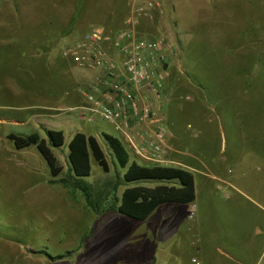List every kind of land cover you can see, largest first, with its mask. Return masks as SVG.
I'll list each match as a JSON object with an SVG mask.
<instances>
[{
	"label": "rangeland",
	"instance_id": "rangeland-1",
	"mask_svg": "<svg viewBox=\"0 0 264 264\" xmlns=\"http://www.w3.org/2000/svg\"><path fill=\"white\" fill-rule=\"evenodd\" d=\"M14 7L25 10L26 27L12 37L18 45L0 47V118L6 120L0 122L1 260L8 264H189L191 238L199 224L207 232L216 229L222 238L227 229L250 230L255 222L264 223V180L258 167L264 135V0H0V20ZM56 8L57 16L52 15ZM51 18L57 19L54 30L64 48L95 26L105 29L106 46L114 56L117 33L124 29L170 40L161 113L171 146L166 156L177 162L170 165L193 171L201 189L193 203L165 202L144 219L118 212L115 197L120 199L125 187L178 181H125L126 169L116 161L103 131L119 137L131 159L135 156L99 114L89 122L79 109L59 107L55 117L34 115L28 122H14L35 111H24V106L45 102L39 93L47 92L49 103H61L63 91L73 94L76 80L87 86L94 78L95 72L77 66L68 56L67 60L59 57L58 66L49 69L40 59L19 55V50L30 49L32 39H50ZM2 36L0 42L6 37ZM23 72L29 74L27 89L37 93L7 92L6 77ZM64 103L77 101L67 95ZM84 125L97 136L109 170L91 156V174L81 179L92 185L93 197L105 212L91 208L81 190L59 182L69 174V141ZM48 128L65 133L62 146L51 145L63 168L58 175L35 145L18 150L8 137L10 132H38L48 140ZM3 152L11 154L10 163ZM18 161L26 162V167H16ZM245 168L247 179H243ZM206 177L211 182L202 186ZM232 179L252 197L251 202L224 181ZM211 183L217 188L212 189ZM263 241L264 235L238 236L235 246L241 251L235 250L236 255L254 259ZM224 242L220 239V245L229 247ZM68 251L72 253L65 257H52ZM259 264H264V256Z\"/></svg>",
	"mask_w": 264,
	"mask_h": 264
},
{
	"label": "built area",
	"instance_id": "built-area-1",
	"mask_svg": "<svg viewBox=\"0 0 264 264\" xmlns=\"http://www.w3.org/2000/svg\"><path fill=\"white\" fill-rule=\"evenodd\" d=\"M107 39L105 29L95 26L65 48L66 56L77 66L95 72L86 86L88 102L74 109H79L86 121H93L96 112L113 124L136 160L175 163L166 156L168 133L161 115L170 40L163 35H139L134 28L124 29L117 33L114 56L106 46ZM0 264L8 263L0 259ZM193 264L201 261L194 259Z\"/></svg>",
	"mask_w": 264,
	"mask_h": 264
},
{
	"label": "trees",
	"instance_id": "trees-1",
	"mask_svg": "<svg viewBox=\"0 0 264 264\" xmlns=\"http://www.w3.org/2000/svg\"><path fill=\"white\" fill-rule=\"evenodd\" d=\"M190 77L195 80L192 74ZM47 134L48 140L38 132L27 135L10 132L8 137L18 149L35 145L47 161L51 172L58 175L63 168L51 145L62 146L65 142V133L63 129L48 128ZM102 135L118 164L126 169L123 175L125 181L143 179H167L171 183L172 180L178 181L172 184L162 183L154 186L137 184L125 187L121 198L115 197L117 200L115 208L118 212L135 219H144L162 203L194 202L197 194L195 175L192 170L180 166L143 163L131 159L130 152L119 137L107 132H103ZM91 156L105 171L109 170L106 153L97 136L77 131L69 141V174L61 178L59 182L65 187H72L73 190H81L91 208L97 212H105V206L100 205L93 197L92 185L81 179V177L91 174ZM117 187V185L114 186L113 192H116ZM71 253L68 251L66 254L52 257L54 259L62 258Z\"/></svg>",
	"mask_w": 264,
	"mask_h": 264
},
{
	"label": "crops",
	"instance_id": "crops-1",
	"mask_svg": "<svg viewBox=\"0 0 264 264\" xmlns=\"http://www.w3.org/2000/svg\"><path fill=\"white\" fill-rule=\"evenodd\" d=\"M8 13L6 14L7 16L3 17V19L0 20V38L4 37L2 35H6V37L0 42V47L3 46L5 48H9L10 46L13 45H18V41L17 39H14L12 37H18V35L20 33H22V31L25 30L26 27V23L25 21L22 19V15L24 13V11L22 12V10L20 8L14 7L11 8L9 10H7ZM22 12V14H21ZM57 16V8H56V12L53 11L52 15ZM44 23V22H41ZM49 26H50V32H51V37L48 40H41L38 42L37 39H32V41H30L29 43H31V47L30 49H23V50H19V55L26 57L29 56L30 58L35 59L36 61L38 59L42 60L44 62V64L46 65L47 68H51L53 65L54 66H58L59 64V57L63 60H67L69 59L67 56L65 57V53L64 52V47H62L61 43H60V39L58 36V33L54 30V28L57 25V19L56 22H54V18H51V20L49 21ZM39 27H41L39 25ZM6 52V51H4ZM67 64L69 62H66ZM72 70V69H71ZM29 79V74H27L26 72L23 73H17L14 75H10L7 76L3 85V88L7 90V92L12 93L14 95L16 94H26L27 92H31V93H37V92H32L29 89H27L28 87L26 86L27 82ZM77 84L74 86V91L73 94L71 92V90L63 91L65 96H62L63 102H59L56 101V103H49L48 100L50 99V96L44 93H39L40 97L45 96V102L42 99V101L35 103V102H31L29 103L27 106H24V111L30 110V108H32L33 110H35L33 113H31L30 115H28V118L25 119H21V120H14V122H21V123H25L28 122L30 119H32L34 117V115L36 117H41V116H49V117H55L58 114V110L59 107H62L65 110H69V109H74L75 107L81 106L83 104H86L88 102L87 100V89L85 85H82V83H80L78 80ZM63 90V89H61ZM67 95H71V97H73L77 103H75V105L72 104H65V97L67 98ZM62 101V100H61ZM61 105V106H60ZM72 105V106H71ZM21 107V106H19ZM46 110V114L43 113V110ZM98 113L94 112V115H96ZM31 117V118H30ZM5 122L6 120L4 118H0V122ZM86 121V120H85ZM263 125L264 122L261 125V128L263 129ZM112 126L114 127V130L117 131L115 129V126L112 124ZM152 127L151 124H149L147 126L148 129H150ZM87 126L84 125V129L82 130H78V131H83L87 134H93L90 130L86 131ZM261 132L264 133V129ZM103 131V130H102ZM106 132V131H103ZM109 133V132H107ZM120 133V132H119ZM257 134V133H256ZM258 134H261L260 132ZM96 136V135H95ZM122 136V135H121ZM123 137V136H122ZM125 141V140H124ZM26 148V147H25ZM18 149V148H17ZM24 149V148H22ZM38 149V148H37ZM171 150V146L168 144V150ZM20 150V149H18ZM167 151H166V155H167ZM259 152L261 155V163L259 164V174L262 177V180H264V135L263 137L260 139V148H259ZM247 151L244 152L243 157L246 156ZM3 159H7L8 162L10 163L12 156L11 154L7 153V152H3L2 154ZM168 157V156H167ZM176 161V160H174ZM20 164V166H18ZM175 164H177V162H175ZM16 167H20L23 168L24 166L26 167V162L24 161H18L15 162L14 164ZM189 168V167H187ZM191 169V168H189ZM249 175V170L247 168L244 169L243 171V179H247ZM215 177V176H214ZM225 182L228 183L229 187L231 189H233L234 191H236L237 195H243L245 196L248 200L249 198L251 199L252 197L248 195V193L246 191H243V189H241L239 186H237V184L235 182H233L232 180H224ZM210 178L206 177V180H204L202 182V186L204 185H209L210 184ZM196 183V181H195ZM212 189L213 188H217V185H214V183L212 184ZM243 185H247L246 183ZM197 184H196V194L197 191L201 190L198 187L197 190ZM249 189V188H248ZM196 200V199H195ZM194 200V201H195ZM250 201V200H249ZM251 202V201H250ZM193 203V202H192ZM264 206V204H262ZM202 224V223H201ZM201 224H199L196 228V234L193 233V236L191 238V241L194 245L193 249L190 251V263L189 264H193V260L194 259H198L201 261L202 264H259L260 259L264 256V241L261 243V246L257 249L256 255L254 257V259H250L248 260V258L243 257L241 254L236 255L235 250L238 252L241 251L239 250V248L237 246H235V239L238 236H244V235H248V237L251 238H256V237H260L262 235H264V223H260V222H255V224L252 225L251 229H244V227H242L241 230L238 231H234V230H228L223 234L222 238L219 237V233L216 231V229H208L204 231L201 227ZM190 226L192 229H194V224L190 221ZM228 233H231V236L227 239V235ZM220 239L224 240L227 245L229 247H224L223 245H220ZM232 239V240H230ZM223 242V241H222ZM233 247V248H231ZM237 247V248H235ZM228 248V249H226ZM235 252V253H234ZM155 261V259H152V263ZM154 264H157L154 263Z\"/></svg>",
	"mask_w": 264,
	"mask_h": 264
}]
</instances>
